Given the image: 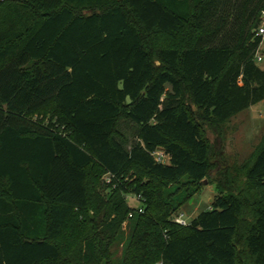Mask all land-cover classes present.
Instances as JSON below:
<instances>
[{
	"label": "trees",
	"instance_id": "trees-1",
	"mask_svg": "<svg viewBox=\"0 0 264 264\" xmlns=\"http://www.w3.org/2000/svg\"><path fill=\"white\" fill-rule=\"evenodd\" d=\"M263 19L264 0H0V264H114V245L118 264H241L247 211L242 244L264 264V137L240 169L251 195L216 181L210 208L182 226L190 191L169 188L211 176L200 121L264 103ZM181 32L192 42L160 48L157 66L146 39ZM51 106L55 120L34 118Z\"/></svg>",
	"mask_w": 264,
	"mask_h": 264
},
{
	"label": "rangeland",
	"instance_id": "rangeland-1",
	"mask_svg": "<svg viewBox=\"0 0 264 264\" xmlns=\"http://www.w3.org/2000/svg\"><path fill=\"white\" fill-rule=\"evenodd\" d=\"M260 28H264V19ZM192 36L190 33H179L176 36L168 35H154L146 39V44L150 49L154 63L157 66L161 65L158 58V50L162 47L175 46L182 48L187 46L186 44L192 42ZM261 60H256L257 64L264 68V40L261 46L259 55ZM185 105L189 112L195 119H198L197 107L193 104V101L186 91ZM55 107L51 106L41 114H37L34 118L38 119L42 123H47L50 120H55ZM203 127V134L211 147V163L212 172L208 180L200 184H193L189 179L185 178L180 183H171L170 189H181L190 191L191 197L187 203L181 209V213L188 223L192 221L197 215L208 210L216 195V181L221 184V187L228 189V191H234L237 194L243 196L251 195L252 189L249 187L244 174L240 170L241 167L250 159L257 146L262 142L264 137V103L257 104L250 109L237 115L224 125H214L201 122ZM121 133L128 142H131L134 138V130L130 124L121 122ZM163 153L162 149L157 151ZM162 162L168 163L167 157H162ZM135 174V175H133ZM129 175L134 177H142L144 181L153 180L147 176L143 171L138 168H134L130 171ZM98 191L103 196H107L109 191H115L114 187H111L109 176L97 171L95 181ZM126 187L131 185L130 178L123 180ZM141 198L139 196L129 194L127 196V202L131 208L138 209L142 206ZM252 221L249 212H246L244 222L242 225L241 233L237 241L238 250L240 253L241 264H252L251 259L246 253L242 240L246 231V227ZM124 224L123 236L128 238L130 235L129 228ZM116 255L113 257L114 264H118L121 260L123 247L122 245L113 246L111 248ZM93 264H99L95 261ZM102 264H105L103 262Z\"/></svg>",
	"mask_w": 264,
	"mask_h": 264
},
{
	"label": "built area",
	"instance_id": "built-area-1",
	"mask_svg": "<svg viewBox=\"0 0 264 264\" xmlns=\"http://www.w3.org/2000/svg\"><path fill=\"white\" fill-rule=\"evenodd\" d=\"M258 35H260V36H262V37H264V28H259V31H258ZM258 55H259V53H258ZM257 55V60H261V58L259 57ZM154 156H155V158H156V160L158 161V162H162L161 161V159H162V157H166L165 155H164V152L163 153H158V152H155L154 153ZM162 163H164V162H162ZM138 210H139V212H143V210H142V208L140 207V208H138ZM175 222L177 223V224H179V225H182V226H187L188 225V222L186 221V219H185V217H184V214H179L176 218H175Z\"/></svg>",
	"mask_w": 264,
	"mask_h": 264
},
{
	"label": "crops",
	"instance_id": "crops-1",
	"mask_svg": "<svg viewBox=\"0 0 264 264\" xmlns=\"http://www.w3.org/2000/svg\"><path fill=\"white\" fill-rule=\"evenodd\" d=\"M197 216H198V215H197ZM197 216H196V217H197Z\"/></svg>",
	"mask_w": 264,
	"mask_h": 264
}]
</instances>
